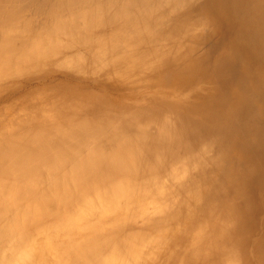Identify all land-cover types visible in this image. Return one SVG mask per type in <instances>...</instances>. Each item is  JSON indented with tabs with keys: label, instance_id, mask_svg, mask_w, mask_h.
<instances>
[{
	"label": "bare ground",
	"instance_id": "6f19581e",
	"mask_svg": "<svg viewBox=\"0 0 264 264\" xmlns=\"http://www.w3.org/2000/svg\"><path fill=\"white\" fill-rule=\"evenodd\" d=\"M0 264H264V0H0Z\"/></svg>",
	"mask_w": 264,
	"mask_h": 264
}]
</instances>
